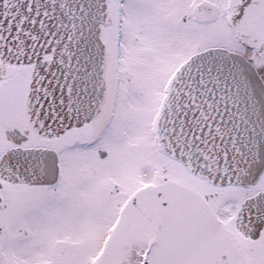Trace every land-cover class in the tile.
<instances>
[{
    "label": "snow or ice",
    "instance_id": "6c2138e0",
    "mask_svg": "<svg viewBox=\"0 0 264 264\" xmlns=\"http://www.w3.org/2000/svg\"><path fill=\"white\" fill-rule=\"evenodd\" d=\"M0 264H264V0H0Z\"/></svg>",
    "mask_w": 264,
    "mask_h": 264
}]
</instances>
